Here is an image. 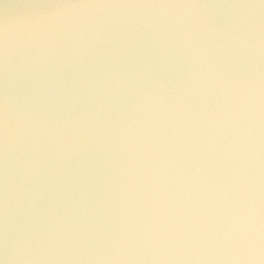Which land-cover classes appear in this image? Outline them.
<instances>
[{
  "label": "water",
  "instance_id": "95a60500",
  "mask_svg": "<svg viewBox=\"0 0 264 264\" xmlns=\"http://www.w3.org/2000/svg\"><path fill=\"white\" fill-rule=\"evenodd\" d=\"M0 264H264V0H0Z\"/></svg>",
  "mask_w": 264,
  "mask_h": 264
}]
</instances>
